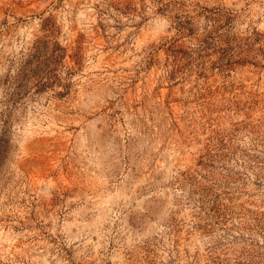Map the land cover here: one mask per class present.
<instances>
[{"label": "rangeland", "instance_id": "rangeland-1", "mask_svg": "<svg viewBox=\"0 0 264 264\" xmlns=\"http://www.w3.org/2000/svg\"><path fill=\"white\" fill-rule=\"evenodd\" d=\"M0 264H264V0H0Z\"/></svg>", "mask_w": 264, "mask_h": 264}]
</instances>
